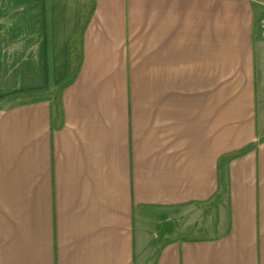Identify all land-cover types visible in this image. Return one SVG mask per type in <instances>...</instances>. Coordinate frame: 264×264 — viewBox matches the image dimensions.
<instances>
[{
	"label": "crops",
	"instance_id": "0c3cea01",
	"mask_svg": "<svg viewBox=\"0 0 264 264\" xmlns=\"http://www.w3.org/2000/svg\"><path fill=\"white\" fill-rule=\"evenodd\" d=\"M80 5L0 0V264H264V3L96 0L59 127Z\"/></svg>",
	"mask_w": 264,
	"mask_h": 264
},
{
	"label": "trees",
	"instance_id": "16d2710c",
	"mask_svg": "<svg viewBox=\"0 0 264 264\" xmlns=\"http://www.w3.org/2000/svg\"><path fill=\"white\" fill-rule=\"evenodd\" d=\"M89 2V3H88ZM96 7V0H81L80 13H79V22L75 33L69 43V71L65 79L59 84L58 87V99H54L53 102V113L56 116V119L59 121L58 126L64 124V112H63V103H62V93L66 86L71 84L76 78L79 69L82 64V46L83 39L86 28L90 22V19L94 13ZM54 88V89H56ZM39 95V92H36ZM264 141V136H261L259 142ZM257 143H250L247 146L243 147L241 150L235 152L231 155L230 158L243 155L253 148H255Z\"/></svg>",
	"mask_w": 264,
	"mask_h": 264
},
{
	"label": "rangeland",
	"instance_id": "374dc122",
	"mask_svg": "<svg viewBox=\"0 0 264 264\" xmlns=\"http://www.w3.org/2000/svg\"><path fill=\"white\" fill-rule=\"evenodd\" d=\"M261 1L264 3V0ZM50 95L55 100L58 99V89H53ZM225 205V198H220L219 195L205 202L186 205L181 210V215L175 219L176 225L181 228L184 224L185 229L181 230V234L188 236L204 237L218 233L213 226L219 222L220 212Z\"/></svg>",
	"mask_w": 264,
	"mask_h": 264
},
{
	"label": "built area",
	"instance_id": "2783aa9c",
	"mask_svg": "<svg viewBox=\"0 0 264 264\" xmlns=\"http://www.w3.org/2000/svg\"><path fill=\"white\" fill-rule=\"evenodd\" d=\"M260 34L264 37V16L260 19Z\"/></svg>",
	"mask_w": 264,
	"mask_h": 264
}]
</instances>
